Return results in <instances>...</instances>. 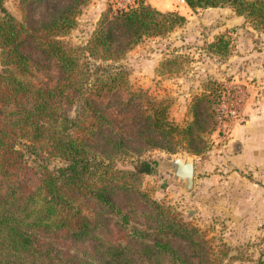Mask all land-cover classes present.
<instances>
[{"label": "trees", "instance_id": "16d2710c", "mask_svg": "<svg viewBox=\"0 0 264 264\" xmlns=\"http://www.w3.org/2000/svg\"><path fill=\"white\" fill-rule=\"evenodd\" d=\"M5 1L0 264H220L204 233L136 192L153 173L150 162L118 166L154 151L175 153L181 143L195 155L206 150L211 96H200L194 122L181 129L164 101L129 86L120 66L145 38L164 37L187 19L140 1L105 16L88 44L77 46L64 38L91 0H21V20ZM185 1L194 11L229 6L264 31V0ZM209 50L226 57L229 42L221 36ZM53 160L64 166L53 168Z\"/></svg>", "mask_w": 264, "mask_h": 264}, {"label": "rangeland", "instance_id": "374dc122", "mask_svg": "<svg viewBox=\"0 0 264 264\" xmlns=\"http://www.w3.org/2000/svg\"><path fill=\"white\" fill-rule=\"evenodd\" d=\"M170 1L173 6H153L162 12H177L187 23L164 37L145 38L120 66L127 72L129 86L164 101L171 121L181 129L194 122V106L200 96H211L212 104H204L215 115L204 135L206 150L195 155L181 143L175 153L154 151L118 166L133 168L142 161L158 166L164 158L189 156L196 163L192 190L175 182L170 172L155 167L152 174L142 176L136 192L148 194L178 220L204 233L208 253H218L220 264H264V208L258 203L256 210L249 211L243 204L252 196L251 186L264 187V175L248 169L236 172L229 161L236 129L251 120L264 123V31L254 29L229 6L194 11ZM20 3L5 1V7L19 20L23 17ZM115 9V0H91L65 41L86 46L103 18ZM221 36L229 42L226 57L209 50ZM50 164L53 168L64 166L60 160ZM115 235L112 232L104 237L110 240Z\"/></svg>", "mask_w": 264, "mask_h": 264}, {"label": "crops", "instance_id": "0c3cea01", "mask_svg": "<svg viewBox=\"0 0 264 264\" xmlns=\"http://www.w3.org/2000/svg\"><path fill=\"white\" fill-rule=\"evenodd\" d=\"M164 3L167 4L166 6L168 7L172 5L170 0ZM232 141L234 144L231 150V156H229V161L232 163L234 170H236V172H242L248 169L253 171L256 175L262 174L263 176L264 123L262 121L251 120V122H248L245 126L236 129ZM250 189L253 191L252 196L244 200V206L248 208L249 211H252L256 210L255 206L259 203L264 208V187L255 185L251 186ZM241 219L242 218L239 220Z\"/></svg>", "mask_w": 264, "mask_h": 264}, {"label": "water", "instance_id": "95a60500", "mask_svg": "<svg viewBox=\"0 0 264 264\" xmlns=\"http://www.w3.org/2000/svg\"><path fill=\"white\" fill-rule=\"evenodd\" d=\"M157 165H152V168H157L160 171H167L173 175V180L179 184H184L187 191L192 190L195 184L196 163L189 156L185 158L178 156L172 159L164 158Z\"/></svg>", "mask_w": 264, "mask_h": 264}, {"label": "built area", "instance_id": "2783aa9c", "mask_svg": "<svg viewBox=\"0 0 264 264\" xmlns=\"http://www.w3.org/2000/svg\"><path fill=\"white\" fill-rule=\"evenodd\" d=\"M116 1V10L118 11H129L134 8L140 1L150 2L152 4H162L168 0H115ZM178 6H186L187 3L185 0H176Z\"/></svg>", "mask_w": 264, "mask_h": 264}]
</instances>
